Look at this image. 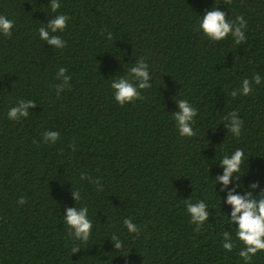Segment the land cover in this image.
Segmentation results:
<instances>
[{
    "label": "trees",
    "instance_id": "16d2710c",
    "mask_svg": "<svg viewBox=\"0 0 264 264\" xmlns=\"http://www.w3.org/2000/svg\"><path fill=\"white\" fill-rule=\"evenodd\" d=\"M47 2L0 0L13 21L11 35H0V264H245L235 237L230 252L222 247L229 207L220 209L212 178L222 154L240 148L244 186H264V0H220L227 19L246 21L240 44L196 30L214 0H61L58 13L69 17L56 33L62 49L37 34L57 14ZM140 58L151 86L120 105L109 84ZM59 67L70 80L57 94ZM255 74L260 84L231 95ZM180 98L197 109L192 137L171 118ZM19 99L35 106L7 119ZM233 111L243 121L239 137L223 124ZM45 130L60 133L55 144L41 143ZM187 198L208 205L211 223H190ZM74 204L89 210L87 241L63 224ZM248 264H264V251Z\"/></svg>",
    "mask_w": 264,
    "mask_h": 264
},
{
    "label": "clouds",
    "instance_id": "9594fccd",
    "mask_svg": "<svg viewBox=\"0 0 264 264\" xmlns=\"http://www.w3.org/2000/svg\"><path fill=\"white\" fill-rule=\"evenodd\" d=\"M220 0H214L213 5L205 10L203 14L197 15L196 30L211 41H222L231 36L236 44H240L245 39L243 29L246 27V21L243 16H236L234 20L227 19V15L218 7ZM50 11L57 13L37 29L40 40L44 41L50 47L62 49L65 47L66 41L63 40L58 32H63L67 26L69 17L63 13H58L61 6V0H48ZM13 29V21L7 16L0 14V35L10 36ZM109 34V38H110ZM66 69L59 67L56 72V78L61 81L56 87L57 94L63 88L69 86L70 76L66 75ZM111 80L109 87L112 90V98L120 105L132 102L140 97V90L151 86L149 66L144 58H140L127 69L124 76H115ZM262 77L255 74L251 81L244 77L240 81V87L233 89L231 95H247L252 91L253 84H260ZM176 110L172 111L171 118L174 121L178 134L181 137H192L194 135L193 124L197 116V109L187 99H175ZM35 106L31 100L19 99L11 106L7 113V119L19 120L29 115V109ZM223 123L227 132L233 136L239 137L243 127V121L239 115L233 111L225 118ZM60 133L54 130H45L42 134L41 143L55 144ZM219 147V146H218ZM244 152L240 148H236L230 154L224 153L222 157L215 163L220 168V172L212 178L214 181V189L221 203L229 207L228 213H222L225 216V225L228 230H224L222 234V247L225 251H231L234 247V240H238L241 244L239 257L243 259L245 264L251 261L259 251H264V186L258 181L250 182L244 186L241 181L240 169L244 162ZM86 178L82 176V179ZM90 179V178H88ZM98 183V181H92ZM216 185H219L218 192L223 193V197L217 194ZM71 197L74 202L79 200L80 193L71 190ZM18 203L23 205L24 198L20 197ZM185 210L190 217V223L196 225L199 229L212 212L209 211L208 205L203 200H197L193 203L190 199H184ZM86 206L76 207L65 206L62 213L63 224L69 230L70 235L80 241H87L90 237L93 223L88 215ZM124 227L130 233L136 232L137 225L131 219L125 218ZM110 240L113 242L114 248L121 247V241L116 235ZM78 249H73L75 253Z\"/></svg>",
    "mask_w": 264,
    "mask_h": 264
}]
</instances>
